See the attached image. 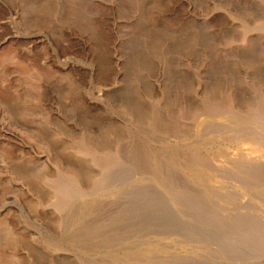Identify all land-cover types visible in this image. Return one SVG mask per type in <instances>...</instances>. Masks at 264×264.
Instances as JSON below:
<instances>
[{"label": "rangeland", "instance_id": "374dc122", "mask_svg": "<svg viewBox=\"0 0 264 264\" xmlns=\"http://www.w3.org/2000/svg\"><path fill=\"white\" fill-rule=\"evenodd\" d=\"M0 264H264V0H0Z\"/></svg>", "mask_w": 264, "mask_h": 264}, {"label": "bare ground", "instance_id": "6f19581e", "mask_svg": "<svg viewBox=\"0 0 264 264\" xmlns=\"http://www.w3.org/2000/svg\"><path fill=\"white\" fill-rule=\"evenodd\" d=\"M5 128V127H4Z\"/></svg>", "mask_w": 264, "mask_h": 264}]
</instances>
